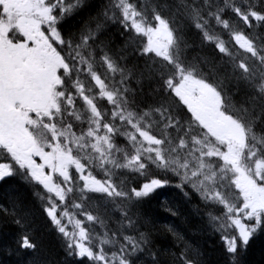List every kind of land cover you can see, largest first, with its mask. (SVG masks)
<instances>
[{
	"label": "trees",
	"instance_id": "obj_1",
	"mask_svg": "<svg viewBox=\"0 0 264 264\" xmlns=\"http://www.w3.org/2000/svg\"><path fill=\"white\" fill-rule=\"evenodd\" d=\"M50 1L67 17L59 29L64 37L77 47L98 50V57H108L119 66L123 97H115L104 110L107 119L98 107L111 129L110 133L100 132L107 135L108 146L100 145L98 149L107 152V160H120L124 169L107 179L109 192L100 196L96 204L89 195L81 198L79 189L78 196L66 189L62 201L54 200L21 171L0 182V264H139V260L143 264H184L180 259L187 264H264V221L246 244L228 252L222 242L224 235L218 232L219 224L213 225L211 220L213 213L223 214L226 208L202 203L192 193L184 196L167 188L135 196L144 183L154 179L166 182L170 173L157 164L146 163L143 157L140 161L144 167L135 164L134 148L128 139V129L152 113V135L164 144L170 137L167 129L180 146L184 141L191 144L198 140L194 137L198 127L167 92L175 67L187 63L194 69L184 66L187 70L220 83L233 109L243 113L245 120L237 119L244 130L248 154L244 153L242 164L248 167L247 156L251 166L256 161L264 162V0ZM121 4L147 22L155 19L169 28L173 38L172 67L146 52L145 45L140 46L141 40L136 41L116 24L124 13ZM248 5L259 15V23L252 21L253 36L240 24L251 51L248 44L241 47L231 41L238 35L240 11L247 17ZM257 36L262 39L256 41ZM33 137L38 145L39 139L45 138L51 152L57 139L64 144L63 150L75 153L67 146L65 132L52 136L42 128ZM93 171L97 178L105 180L102 170L99 174ZM261 182L264 184V173ZM60 204L68 212L77 210L79 217L83 212L92 216L93 220L83 227L85 245H98L101 261L93 255L80 256L76 228L67 229L70 233L66 235L54 225L48 210Z\"/></svg>",
	"mask_w": 264,
	"mask_h": 264
},
{
	"label": "rangeland",
	"instance_id": "obj_2",
	"mask_svg": "<svg viewBox=\"0 0 264 264\" xmlns=\"http://www.w3.org/2000/svg\"><path fill=\"white\" fill-rule=\"evenodd\" d=\"M10 6H14L13 3H9ZM28 6L30 8H37V6H40L38 3V0H30ZM242 16L243 13L241 12ZM244 17V16H243ZM241 17V19H243ZM247 20V19H246ZM244 21L239 20V22L242 24ZM252 27V29H251ZM254 28V23L248 24V29L250 32H252ZM251 29V30H250ZM248 31V32H249ZM254 31V30H253ZM242 31L238 32V35H241ZM152 38L154 39V48H162V50L166 51L169 48L170 45V38L167 35L166 31L163 29V27H160L157 31L152 33ZM92 77H95L94 75ZM93 84L97 89H103L102 83L97 79L96 77L93 79ZM192 88L193 93L196 96H202L208 103L212 105L211 109L213 112H217L218 107L220 105L219 103V97L215 91H213L208 85L205 83L187 78L184 80L183 84L179 87V89L175 90V93L177 96L184 101L185 97L187 96V93H189V90L187 88ZM34 107H37V109L41 113H44L47 108V102L45 100V96H43L42 93L38 94V98L32 100L31 103ZM225 125H231L229 121L222 120ZM129 135H137L132 137L133 145L136 148L137 152L139 154H145L146 153V147L145 144H154L155 141L148 137L147 135H144L143 133L139 134V129L137 124L135 123L132 128L128 129ZM213 132L222 135L226 134L228 138V148L226 151V156L229 160V163H232L231 161L235 158L236 162H233L231 164V169L235 173V178L232 180V182L222 183L218 178H215L214 181L216 182V185L212 184L211 186L203 185V191L202 194L205 196H208V198H219L222 201L229 203L231 206L235 207V211L240 214V220H238L236 226L237 229L243 239L250 236L251 233H255L258 229L256 228L257 224L260 220L264 219V188H260L255 186L251 180H249L246 175L243 173V171L239 168L237 161L239 157V153L242 150V138H241V132L238 131L237 127L229 128L227 131H221L220 129H213ZM31 153L27 154H19L17 153V156L11 152L10 153V159L16 160L18 164L26 163L25 165L28 166L31 169V174L35 175L41 183H43L47 187H51V179L50 176H47L43 169L39 168V165L49 164L50 157L48 155H45L43 153H39L36 149H32ZM38 152V153H37ZM148 156L149 152L147 150ZM38 158L40 159V164L37 163ZM66 156L64 154H58L56 157L57 162V173H59L62 177L66 178L69 170V163H67ZM70 162V160H69ZM169 164H173V160H169ZM115 163H111L109 166V171L113 172L117 166H115ZM256 171L261 172L264 166L261 164L254 166ZM123 168L122 166L118 167L116 171ZM8 168L7 166L3 165L0 166V179L5 176V173L7 172ZM257 174V172H256ZM231 184V185H230ZM85 186H89V188L93 191H98L104 189V187L95 181L92 180H85ZM155 185H150L149 187L153 188ZM234 189V190H232ZM72 206V203H71ZM218 223H215V225L219 224L218 226V232L220 234L224 235V239L230 238L231 233L230 231L220 223V219L217 220ZM212 223V221H211ZM212 225V224H211ZM214 225V223H213ZM216 225V226H217ZM80 237L81 240H84V233L80 231ZM141 262V261H140ZM142 263V262H141Z\"/></svg>",
	"mask_w": 264,
	"mask_h": 264
},
{
	"label": "water",
	"instance_id": "obj_3",
	"mask_svg": "<svg viewBox=\"0 0 264 264\" xmlns=\"http://www.w3.org/2000/svg\"><path fill=\"white\" fill-rule=\"evenodd\" d=\"M10 77L12 78L10 68L0 48V81ZM4 103L3 94L0 92V145H9L13 140L21 149H26L30 140L22 132L18 113L7 108Z\"/></svg>",
	"mask_w": 264,
	"mask_h": 264
},
{
	"label": "bare ground",
	"instance_id": "obj_4",
	"mask_svg": "<svg viewBox=\"0 0 264 264\" xmlns=\"http://www.w3.org/2000/svg\"><path fill=\"white\" fill-rule=\"evenodd\" d=\"M248 7H251L252 8V6H250V5H248ZM240 15V14H239ZM240 17H243L242 16V14L240 15ZM246 17H243V19H244V21H243V23L241 24L240 22H239V25L241 24L242 26H244L246 29H248V24H252L253 22L250 20H248V21H246V19H245ZM239 26V29H238V32L239 31H242V34L240 35L241 36V39H236V37L234 38V39H231V41L232 42H235V43H237L238 45H240L241 47H244L245 45H247V44H249V40H248V43H247V38H248V36H246L247 34L245 33V31H244V29H243V27L242 26ZM251 29H252V27H251ZM254 30V29H253ZM252 30V32H250L249 31V29H248V34H251L250 36H253V31ZM191 35V34H190ZM237 112L240 114V115H243V113L241 112V111H238L237 110ZM249 129V128H248ZM164 136V135H163ZM165 138L167 137V136H164ZM121 167V166H120ZM121 169H124V168H121ZM121 169H119V170H121ZM118 170V171H119ZM117 172V171H116ZM64 207H66V206H64ZM68 209H70V208H68ZM71 210V209H70ZM216 218H217V220H219V214H217L216 215ZM210 222H211V220H210ZM215 224V223H214ZM258 229H259V226H258ZM258 229H257V231H258ZM101 231H103V230H101ZM257 231L254 233V235L257 233ZM224 240V237H223V239H222V241ZM183 262L184 264L186 263L187 264V261H185V260H183V259H180V262ZM137 263V262H136ZM139 264H143V263H141L140 262V260H139ZM182 264V263H181Z\"/></svg>",
	"mask_w": 264,
	"mask_h": 264
}]
</instances>
